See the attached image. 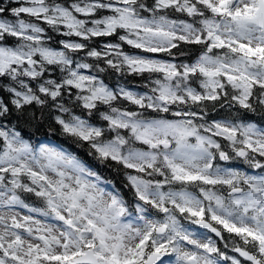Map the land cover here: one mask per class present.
<instances>
[{"label":"snow or ice","instance_id":"snow-or-ice-1","mask_svg":"<svg viewBox=\"0 0 264 264\" xmlns=\"http://www.w3.org/2000/svg\"><path fill=\"white\" fill-rule=\"evenodd\" d=\"M217 106L264 115V0H0V264H264V127Z\"/></svg>","mask_w":264,"mask_h":264},{"label":"trees","instance_id":"trees-1","mask_svg":"<svg viewBox=\"0 0 264 264\" xmlns=\"http://www.w3.org/2000/svg\"><path fill=\"white\" fill-rule=\"evenodd\" d=\"M7 2V0H6ZM196 53L193 52L191 55L186 56L187 60H191V56H195ZM128 83L133 84V86H140L144 83V80L140 77H128L127 80ZM211 103V102H210ZM38 107H33L29 114L28 117L30 119V123H25L23 119H20L17 121L15 118H13V123L19 125L23 129V133L25 135V138H28L30 140L38 139V138H54L56 139L59 143L64 144L70 150L74 153H76L78 156L82 157V159L86 160L93 166L99 167V169L103 172L102 174L107 178L112 180L118 188H122L123 190H126L123 187V176L122 174H118L117 172L113 171L112 169L106 168L103 164H100L99 162L95 161L92 159V157L87 155V146H78L74 144L71 139L68 137L64 136L61 134L59 130V126L55 124L54 119L52 118H46L44 117L43 120L44 122H40V119L37 118V112L36 109ZM243 114L245 112L241 110ZM212 116H228L229 112H227L225 109L217 108L214 111H211ZM251 115V120H256L258 123L264 124V115H261L259 113H248ZM34 117V118H33ZM45 128L42 130H38V128Z\"/></svg>","mask_w":264,"mask_h":264},{"label":"bare ground","instance_id":"bare-ground-1","mask_svg":"<svg viewBox=\"0 0 264 264\" xmlns=\"http://www.w3.org/2000/svg\"><path fill=\"white\" fill-rule=\"evenodd\" d=\"M36 111H38L37 114H36L37 115V118L40 119V122H42V123L44 122V120H43L44 117L51 118V116L49 115V112H48L47 109L41 111L39 108H37ZM42 129H46V127L45 128H42V127L41 128H38V130H42Z\"/></svg>","mask_w":264,"mask_h":264},{"label":"rangeland","instance_id":"rangeland-1","mask_svg":"<svg viewBox=\"0 0 264 264\" xmlns=\"http://www.w3.org/2000/svg\"><path fill=\"white\" fill-rule=\"evenodd\" d=\"M54 47H56V46H54ZM135 91H137V90H135ZM24 213H26V210H22V214H24ZM37 219H41V220H43L44 218L43 217H41V218H39V217H36ZM194 227V226H193ZM198 230V229H197ZM200 231V230H199Z\"/></svg>","mask_w":264,"mask_h":264}]
</instances>
